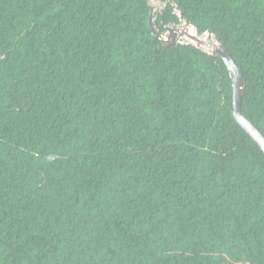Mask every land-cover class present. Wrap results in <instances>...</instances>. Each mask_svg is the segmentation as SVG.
<instances>
[{
  "label": "trees",
  "instance_id": "obj_1",
  "mask_svg": "<svg viewBox=\"0 0 264 264\" xmlns=\"http://www.w3.org/2000/svg\"><path fill=\"white\" fill-rule=\"evenodd\" d=\"M175 2L264 134V0ZM150 8L0 0V264H264V150L230 72L161 45Z\"/></svg>",
  "mask_w": 264,
  "mask_h": 264
},
{
  "label": "water",
  "instance_id": "obj_2",
  "mask_svg": "<svg viewBox=\"0 0 264 264\" xmlns=\"http://www.w3.org/2000/svg\"><path fill=\"white\" fill-rule=\"evenodd\" d=\"M169 3L172 4L173 8L176 11H178L179 18L181 20L180 24H175L171 26L165 22V7ZM150 5L151 8L149 24L151 27V32L154 39L157 40L161 45L166 47H176L179 43H182V37H189L195 42L196 47L202 48L207 53L218 56L224 60L230 72L233 85L232 115L238 121V123L259 143L261 148L264 150V134L250 119L245 116L242 111L241 90L244 86L243 72L241 68L237 65L231 52L220 41L217 34L213 30H207L203 34H198L196 27L191 25L188 19L184 18L175 0H161L162 8L159 10L161 17L160 21H158L157 19L158 16L156 10L151 4V2ZM183 22L186 27H183L181 25ZM188 27H194L197 33H191L190 30L187 29ZM202 35H204L205 38H203ZM213 37L216 40L215 43H213ZM209 44L213 45V47L209 48Z\"/></svg>",
  "mask_w": 264,
  "mask_h": 264
},
{
  "label": "bare ground",
  "instance_id": "obj_3",
  "mask_svg": "<svg viewBox=\"0 0 264 264\" xmlns=\"http://www.w3.org/2000/svg\"><path fill=\"white\" fill-rule=\"evenodd\" d=\"M153 4H154V8H155L156 11H159V10L162 8L161 0H153ZM182 26H183V27H186L185 25H182ZM187 29L190 30L191 33H195V32H196L194 27H188ZM202 37L205 38L204 35H202ZM215 42H216V40H215V38L213 37V43H215ZM207 47H208V46H207ZM210 47L212 48L213 45L209 44V48H210Z\"/></svg>",
  "mask_w": 264,
  "mask_h": 264
},
{
  "label": "rangeland",
  "instance_id": "obj_4",
  "mask_svg": "<svg viewBox=\"0 0 264 264\" xmlns=\"http://www.w3.org/2000/svg\"><path fill=\"white\" fill-rule=\"evenodd\" d=\"M151 4L154 6L153 4V0H150ZM164 7V6H163ZM157 13V16L160 15V11H156ZM181 25H184V22L181 24ZM172 26V25H171ZM196 31V30H195ZM197 33V32H196ZM199 34V33H198ZM181 42L182 43H186V44H191V45H196L195 42L193 40H191L189 37H182L181 38Z\"/></svg>",
  "mask_w": 264,
  "mask_h": 264
}]
</instances>
